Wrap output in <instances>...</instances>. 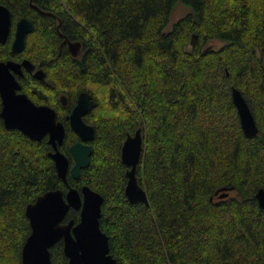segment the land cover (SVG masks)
<instances>
[{
    "label": "trees",
    "instance_id": "1",
    "mask_svg": "<svg viewBox=\"0 0 264 264\" xmlns=\"http://www.w3.org/2000/svg\"><path fill=\"white\" fill-rule=\"evenodd\" d=\"M14 26L34 29L14 54L12 28L0 62L29 59L45 83L27 74L36 102L58 93L72 104L62 151L75 135L65 115L80 93L96 107L90 166L80 183L103 198L102 231L118 264H264V0H0ZM178 5L190 12L168 25ZM67 42H80L74 57ZM221 42V48L211 45ZM193 42V43H192ZM240 90L259 134L247 138L233 103ZM42 92L44 94H42ZM2 101L0 98V114ZM142 128L138 170L150 205L130 204L121 152ZM46 139L8 130L0 116V264H22L31 234L28 205L55 177ZM75 182V181H74ZM72 182L73 184H75ZM71 183V184H72ZM56 188L66 189L62 181ZM233 189L221 199V189ZM80 221L70 211L67 221ZM53 264H68L62 242Z\"/></svg>",
    "mask_w": 264,
    "mask_h": 264
},
{
    "label": "water",
    "instance_id": "2",
    "mask_svg": "<svg viewBox=\"0 0 264 264\" xmlns=\"http://www.w3.org/2000/svg\"><path fill=\"white\" fill-rule=\"evenodd\" d=\"M13 18L11 11L0 4V44H6L11 34ZM34 25L27 18L20 19L16 24L12 42V53L21 54L26 47V40L32 33ZM193 43V42H192ZM74 57L81 49L80 42H68ZM33 72L36 65L25 59L22 63L14 61L0 62V97L2 99L1 118L8 130H18L33 141H42L49 136V144L53 147L49 154L55 164L59 179L66 180L70 170L77 179L82 170L90 166L92 148L79 142L71 147L70 153L75 164L70 169L69 158L59 150L64 142L66 129L58 121L56 112L46 106H37L26 94L18 93L21 85L15 74L23 76L22 69ZM36 79L43 80L45 73L38 70ZM232 98L241 119L242 128L247 138L259 134L254 115L242 92L232 87ZM66 105V98H63ZM96 107L90 94L81 93L75 108L67 118L72 130L83 142H92L96 137V128L88 124L84 117ZM144 153V136L142 128L134 135L129 134L121 152L122 163L126 166L127 185L125 195L130 204L143 203L150 205L146 189L138 178L139 166ZM55 185L52 176L48 178V187ZM233 189H221L216 195L221 199L229 196ZM259 206L264 210V188L256 194ZM103 196L89 186L80 191L70 189L65 195L62 190L51 189L28 205L26 216L31 226V234L22 250V264H53L51 249L62 242L68 264H118L110 253V239L102 231ZM71 210L80 212V221H66Z\"/></svg>",
    "mask_w": 264,
    "mask_h": 264
},
{
    "label": "flooded vegetation",
    "instance_id": "3",
    "mask_svg": "<svg viewBox=\"0 0 264 264\" xmlns=\"http://www.w3.org/2000/svg\"><path fill=\"white\" fill-rule=\"evenodd\" d=\"M18 22V21H17ZM17 22H16V24H17ZM16 24H15V26H14V22H13V26H12V28L13 27H15V31H16ZM12 31V30H11ZM66 44H67V48H68V50L70 51V48H69V45H68V42L66 41ZM11 50H12V44H11ZM80 51H81V49L79 50V52H78V54H77V56L76 57H78L79 56V54H80ZM71 52V51H70ZM72 54V53H71ZM25 59H27V58H23V59H21V60H7V61H14V62H17V63H22ZM29 60V59H28ZM7 61H4V62H7ZM2 62V61H1ZM33 63V62H32ZM34 64V63H33ZM36 65V64H35ZM38 70H43L42 68H40V66H38V65H36V68H35V70L33 71V72H30V71H28V70H26L25 68H23L22 69V73H23V76H19V75H17V74H15V77H16V79H17V81L20 83V85H21V90L20 91H18V93H21V94H26L27 96H28V98H30L37 106H46V107H49V108H51V109H53L55 112H56V114H57V119H58V121H60V122H62L63 124H64V126H65V129H66V135H65V139H66V136H67V127H66V125H65V123H64V121H62V120H60V114L62 113V112H65V111H67L66 109H68V108H70L71 107V102H72V100H71V98L68 96V95H66L65 93H58L57 94V96H56V99H55V101H54V103H52L53 101H51V100H49V98H48V96L46 95V97L47 98H45L47 101H45V102H36L32 97H30V95L28 94V93H25L24 91H23V81L27 78V74L29 75V76H31L33 79H35V80H37V81H39V82H41V83H45V81H46V73H45V78L43 79V80H38V79H36V77H35V74H36V72L38 71ZM44 71V70H43ZM42 94H44L43 92H42ZM81 95V93L79 94V96ZM79 96H78V98H79ZM66 98V105H64V103H63V98ZM1 98V97H0ZM78 98L76 99V101H75V104L73 105V107L68 111V113L65 115V121L66 122H68V124H69V127H70V129H71V131H72V133L75 135V137H74V139H72L70 142H68L67 144H65L66 145V152H64V151H62L61 150V148L62 147H64V143H65V139H64V142H63V144L61 145V146H59V150L63 153V154H65L68 158H69V161H70V169L72 168V166L75 164V162H74V160H73V158H72V155H71V153H70V149H71V147L72 146H74L75 144H77V143H79V142H82L84 145H89V146H91V141L90 142H83L82 140H81V138L72 130V128H71V125H70V121L67 119L69 116H70V114H71V112H72V110L75 108V106H76V104H77V101H78ZM1 101H2V99H1ZM2 111V110H1ZM0 116H1V114H0ZM86 117H87V115L84 117V120L86 121ZM3 120V119H2ZM87 122V121H86ZM3 123H4V121H3ZM88 123V122H87ZM89 124V123H88ZM5 125V124H4ZM91 125V124H90ZM6 127V126H5ZM44 139H46L47 140V142H48V144H49V136H45L43 139H42V141L44 140ZM38 142V141H37ZM41 142V141H40ZM49 146H50V148H51V151H50V153H52V152H54L53 151V147L49 144ZM91 148H92V146H91ZM49 153V154H50ZM50 157V156H49ZM51 158V157H50ZM53 161V160H52ZM54 163V162H53ZM54 166H55V164H54ZM83 171L84 170H82L81 171V173H80V177L79 178H77V179H75L72 175H71V172H70V170H69V172H68V174H67V177H66V180H63V179H59L58 178V175H57V170H56V168H55V177L53 178L54 179V182H55V185H54V187L53 188H50V190L51 189H54V190H62L63 192H64V194L66 195L67 194V192L70 190V189H77L78 191H80L81 192V190H82V188L84 187V186H87V185H84V184H82V183H80V181H81V178H82V173H83ZM57 181H62L63 182V184H64V186H65V190L64 189H61V188H56V186H57ZM75 181V182H74ZM72 182H74L75 184H73ZM72 183V184H71ZM71 211H75V210H71ZM79 212V211H78ZM80 213V212H79ZM67 221V220H66ZM68 222V221H67ZM77 224V223H76Z\"/></svg>",
    "mask_w": 264,
    "mask_h": 264
},
{
    "label": "rangeland",
    "instance_id": "4",
    "mask_svg": "<svg viewBox=\"0 0 264 264\" xmlns=\"http://www.w3.org/2000/svg\"><path fill=\"white\" fill-rule=\"evenodd\" d=\"M189 12L190 10L186 8L185 6L178 5L176 9L174 10V12L172 13L171 22L168 25L167 29L170 30L175 23H177L181 18L186 16ZM211 45L214 46L215 48H221L223 46V43L218 41V42L211 43Z\"/></svg>",
    "mask_w": 264,
    "mask_h": 264
}]
</instances>
